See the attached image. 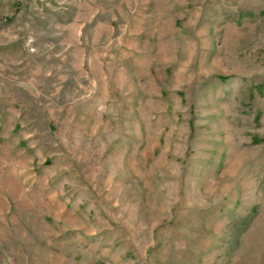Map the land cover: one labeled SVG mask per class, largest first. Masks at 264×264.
Masks as SVG:
<instances>
[{
  "label": "rangeland",
  "instance_id": "1",
  "mask_svg": "<svg viewBox=\"0 0 264 264\" xmlns=\"http://www.w3.org/2000/svg\"><path fill=\"white\" fill-rule=\"evenodd\" d=\"M0 264H264V0H0Z\"/></svg>",
  "mask_w": 264,
  "mask_h": 264
}]
</instances>
